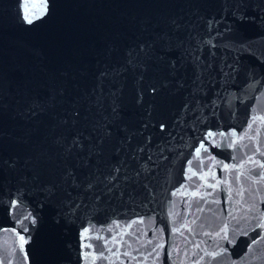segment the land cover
<instances>
[{
  "label": "water",
  "instance_id": "water-1",
  "mask_svg": "<svg viewBox=\"0 0 264 264\" xmlns=\"http://www.w3.org/2000/svg\"><path fill=\"white\" fill-rule=\"evenodd\" d=\"M261 164L264 0H0V264H264Z\"/></svg>",
  "mask_w": 264,
  "mask_h": 264
},
{
  "label": "snow or ice",
  "instance_id": "snow-or-ice-1",
  "mask_svg": "<svg viewBox=\"0 0 264 264\" xmlns=\"http://www.w3.org/2000/svg\"><path fill=\"white\" fill-rule=\"evenodd\" d=\"M40 7H41V12H40V13H33L32 16L25 15L24 18L28 21V23H31V22H32V18H33V17H38L39 15H42V14H43V11H46V5H41ZM150 91L154 93V92L156 91V89H155V88H151ZM141 99H142V95H141ZM138 102H139V100H138ZM77 115H78V113H77ZM163 127H164V126L161 125V128H162V129H163ZM209 135H211V133H209ZM73 143L76 144V143H79V141H78V140H74ZM197 151L199 152V150H197ZM249 162H250V163L253 162L252 159H251V157L249 158ZM224 167L227 168L228 166L225 165ZM259 167L264 168V164L259 165ZM117 171H118V170H117ZM194 174H195V173H194ZM201 178L203 179V177H201ZM208 186H209V187H212V188H215V187H216L215 184L208 185ZM198 194H199V193H197V192L192 193L193 196H197ZM237 195H242V192L237 193ZM198 210H202V209H198ZM262 226H264V225H262ZM183 227H188V225L185 224V225H183ZM26 230H27V229H25V231H26ZM179 230H180V229H176V231H179ZM19 239H20V241H21L22 244L27 242V241L25 240V237H24V236H20ZM149 243H151V241H149ZM156 247L159 248V247H161V245L158 244ZM196 247H199V245H196ZM125 255H127V253H125Z\"/></svg>",
  "mask_w": 264,
  "mask_h": 264
}]
</instances>
